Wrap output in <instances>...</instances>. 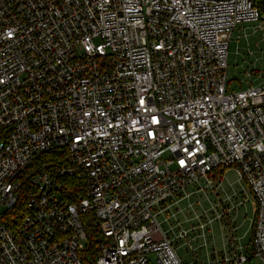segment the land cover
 <instances>
[{"label":"built area","instance_id":"1","mask_svg":"<svg viewBox=\"0 0 264 264\" xmlns=\"http://www.w3.org/2000/svg\"><path fill=\"white\" fill-rule=\"evenodd\" d=\"M249 23L253 0H0V264H83L90 237L96 264H184L157 216L228 169L264 264V87L227 77Z\"/></svg>","mask_w":264,"mask_h":264},{"label":"rangeland","instance_id":"2","mask_svg":"<svg viewBox=\"0 0 264 264\" xmlns=\"http://www.w3.org/2000/svg\"><path fill=\"white\" fill-rule=\"evenodd\" d=\"M228 64L229 92L264 87V31L258 23L235 29ZM203 183L188 188L169 211L157 216L184 264H208L215 256L231 252L232 245L238 252L252 240L254 199L237 172L228 169L221 183Z\"/></svg>","mask_w":264,"mask_h":264},{"label":"trees","instance_id":"3","mask_svg":"<svg viewBox=\"0 0 264 264\" xmlns=\"http://www.w3.org/2000/svg\"><path fill=\"white\" fill-rule=\"evenodd\" d=\"M254 1V6L259 10L260 14L262 17H264V0H253ZM226 170L221 171L220 177H218V174L215 176L216 180H219V178H223L224 174H225ZM255 224H256V216H255V220L253 223V235H252V240L250 241V243L248 245H246L245 247V253L250 257V260L248 261L247 264H252L253 263V258H252V241H253V236H254V232H255ZM97 249V243L95 242V240L90 237V240L87 244V248H86V252H84V254L81 257V260L83 262V264H96L97 259H98V252L96 251Z\"/></svg>","mask_w":264,"mask_h":264},{"label":"crops","instance_id":"4","mask_svg":"<svg viewBox=\"0 0 264 264\" xmlns=\"http://www.w3.org/2000/svg\"><path fill=\"white\" fill-rule=\"evenodd\" d=\"M182 260V259H181ZM183 261V260H182ZM184 263V262H183Z\"/></svg>","mask_w":264,"mask_h":264}]
</instances>
